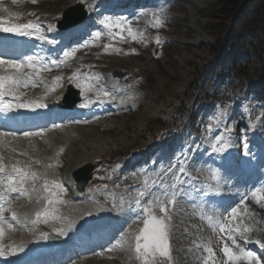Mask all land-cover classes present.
<instances>
[{
	"label": "rangeland",
	"instance_id": "rangeland-1",
	"mask_svg": "<svg viewBox=\"0 0 264 264\" xmlns=\"http://www.w3.org/2000/svg\"><path fill=\"white\" fill-rule=\"evenodd\" d=\"M176 1L150 0L149 5L135 8L133 14H141L137 19L126 14V21L123 22L132 29V34H129L123 30L110 33L99 23L98 16L111 17L114 21H118L117 18L113 12L101 15V7L96 11L92 10L90 7L94 3L88 0H36L35 3L32 0H0V15L16 22L14 24H39L43 35L54 31L53 28L49 29L48 25L55 26L67 8L78 2L84 4L88 12L92 16L95 15L94 29L84 39L77 36L76 42L80 39V44H83L91 40V34L97 30L102 32L101 38L87 48H80L75 57L69 58L57 69L51 66L50 70L42 71L41 77L37 78V87L25 90L24 95L30 102L49 106L64 100L68 85L72 83L80 90L85 100L100 103L101 100H109L111 104L114 103L116 109L109 118L88 120L86 125L77 124L75 128L65 126L64 133H55L52 137L46 134L28 138L27 146L20 149L22 154L15 153L17 148L4 147L0 142V159L13 162V165L19 166L25 173L22 178L23 194L18 192L17 202L10 201L8 205L12 213H16V218L9 217V220H14L18 225H13L9 220L5 221L8 225L5 226L3 239L0 240L1 246L11 249L14 246L26 248L40 243L44 238L57 241L56 237L61 236L62 239L70 231L82 227L85 223L84 211L91 215L92 223L94 212L90 205L95 203L99 205L101 213L112 215V222L123 225L128 216H116L115 212L119 211V214L122 210L118 199L131 200L133 196L125 194L131 193L126 191L130 188L131 179L136 182L145 178L148 183L147 190L140 195L134 210L137 212L145 205L151 214L168 217L171 259L158 256L151 263L133 252L135 237L143 231L149 213L147 211L134 224L128 223L125 226L118 252L100 250L88 254L89 256L85 255L87 257L83 256L74 264H204L209 255H213L209 264H231L223 251L225 243L234 252L243 248L254 253L255 264H264V247L255 243L256 240L264 243V199L259 202L252 200L251 203L247 199L243 203L244 206L239 208L240 215L236 219L231 218L237 229H251L247 235L238 231L234 245L227 234L219 230V225L206 222L207 219L202 213L206 205L188 204L175 198L173 205L168 203L173 198L165 195L155 196L158 183L181 188L178 175H175L177 181L167 180L171 171L176 169L178 161H181L178 158L180 154L190 149L194 152H188L185 163L194 164L191 170L205 179L213 180L216 177L217 173L215 175L211 169L197 164L194 157L199 152L198 144L204 146L206 135L212 131V128L207 129V121L204 123L205 127L203 126V117L211 113V110L216 113L218 107L215 106L214 100L228 102V110L219 114V127H222L223 135L221 134L217 141L226 140L224 134L230 129L238 130L243 136V133L249 131L246 127V124L251 122L249 118H252L253 122L257 119L264 130V79L252 86V94L247 89L242 93L236 90L225 95L227 90L222 91L223 88L218 86L226 78L232 60L225 66L222 65L225 57L222 51H219L220 45L216 42V36L207 29L208 18L201 12L215 0ZM153 14L163 20L162 26H154ZM173 16H177V19L174 20ZM78 30L76 33H81ZM148 32L156 41L159 38L160 43L147 37ZM141 37L144 39L139 40ZM105 45L111 47L106 50ZM155 47H158L157 50H154ZM214 71H217L219 76L213 79ZM73 75L79 77L81 87L78 88L70 79ZM35 76L33 73L31 77ZM56 77L63 79L56 92H52L51 86ZM203 85H206V89H212L216 99L212 98L197 106L194 100ZM106 92L109 95L106 96ZM247 108L249 114L246 113ZM236 109L238 110L235 112ZM233 112V120L227 122ZM162 126L164 128H161ZM158 130L164 131L159 133ZM189 140L191 142H188ZM162 142H166L165 146L168 148L169 144L172 145V167H166L164 149L159 147V151L153 152L154 145ZM140 151L146 154L151 166L157 167L147 166L145 171H139V168L125 169L132 155ZM166 157L169 158L170 153H167ZM52 163H56V166ZM86 163H93L95 169L93 179L86 186L92 193L82 195L77 190L72 172ZM12 172L19 176L15 170ZM119 173L122 178L114 184V178L109 176L118 177ZM129 176L130 179H127ZM125 181L127 186L123 184ZM145 185L143 183L142 187ZM109 190L113 193L110 194ZM107 194L111 195L114 204L106 205L100 199ZM75 196L78 197L77 200ZM158 200L167 205L168 213L159 211L156 204ZM119 203L120 205H116ZM124 205L126 204L122 203V207ZM207 208L211 213L212 209ZM128 219L130 222L133 216ZM58 229L63 230L65 234L59 235ZM116 246L113 244L112 248ZM207 248H212L213 253H208ZM239 264L252 262L241 260Z\"/></svg>",
	"mask_w": 264,
	"mask_h": 264
},
{
	"label": "snow or ice",
	"instance_id": "snow-or-ice-1",
	"mask_svg": "<svg viewBox=\"0 0 264 264\" xmlns=\"http://www.w3.org/2000/svg\"><path fill=\"white\" fill-rule=\"evenodd\" d=\"M15 2V0H13ZM33 3L36 2V0H32ZM155 25L154 26H162L163 20L160 19L156 14H153ZM4 21L2 18H0V31L5 32H15L18 35L24 36V35H30L31 32L29 30L34 31H40V25L34 24V23H27V24H9V26L4 27ZM101 25H103L106 29L109 30L110 33H113L115 30H123L125 32H128L129 34H132V29L129 25L126 24V22L121 21H114L111 17H104L99 21ZM49 29L54 28V25H48ZM79 24H73L70 26L68 30V35L73 36L76 35V30L80 29ZM92 39L79 45L78 47H72L70 50L65 51L63 53V60H52L50 61V64L55 67H59L61 64L65 63L69 58H73L76 56L77 51H79L80 48H87L90 45L94 44L95 42L99 41V39L102 36V32L97 30L94 33L91 34ZM40 39L46 40L47 37L41 35ZM133 39H135V36H133ZM49 43H55V41H48ZM157 43H160L159 38H157ZM111 45H105V49L107 50L110 48ZM37 57L34 56H28L26 57L24 62H21L19 60H4L0 58V65H7L8 68L15 69L14 74L10 75H0V97H4L6 95L15 97L17 95V88L21 86H29L27 81L31 77L30 74H23L22 70L25 67H28L33 70V73L38 77L40 74V71L42 69L37 68L36 65ZM50 70V69H49ZM61 77H56L57 81H60ZM70 79L76 83V86L79 88L81 87L79 83V77L76 75H73L70 77ZM55 89H53L54 91ZM105 95H109L107 92ZM95 102V101H93ZM4 109L11 110L14 106L12 104H3L2 105ZM16 108H27L31 110H35L36 108H45L47 107L44 103H34V102H21L15 105ZM81 107H89V103H83L81 104ZM7 135L15 136V133H8ZM25 136H32V135H40V133H31V132H25ZM229 146L228 142L224 139H220L217 141L216 145H213V150L216 152H222L227 149ZM245 147H247L245 145ZM5 171L2 164H0V173H3ZM179 171L181 173H186V169L181 163L179 167ZM15 172L19 174V177L21 179H17L16 176H9L8 177V185H7V193H0V240L3 239L5 229L2 227L3 222L5 221L4 212L6 210L5 204L8 202V194L12 192H19L23 194L24 189L22 185V178L25 176L23 169H15ZM19 185V187H17ZM57 187H60V185H57ZM173 199L168 201L170 204H175V193L172 194ZM260 199H264V196H260L257 198V202H259ZM139 203V201H137ZM51 203V201H49ZM157 207L159 208V211L161 213H168L169 208L163 201H156ZM142 211H148L149 212V219L145 221V227L141 233V235H138L135 237V252L139 255H143L145 257V260L149 256H151L155 252H159V254L163 257H167L171 259V246H170V238L167 231V219L168 217L165 215L163 219L159 218L156 215L151 214V211L142 209ZM13 219L16 218V213L13 212L12 214ZM229 215L232 219H236L240 215V209L238 207H232L230 209ZM40 214H37V218L39 219ZM46 222V221H45ZM11 226V225H9ZM70 226V225H69ZM219 230L221 232H224L227 234L228 239L232 241V243L236 244V237L235 233L238 231L241 232L243 235H247V232H250L251 229L242 230L237 229L235 227H228L227 224H221L219 225ZM59 235H64L65 232L63 230H57ZM143 241V243H141ZM255 243H259L261 247H264V243H261L259 240H256ZM237 247H239L237 245ZM13 252L16 251L15 248L12 249ZM206 251L208 253H213L212 248H207ZM223 251L225 256L228 258V260L231 262V264H239L241 260H247L252 262V264H255L256 257L255 254L252 252H248L243 248H239L238 252H234L231 248H229L228 244L225 243L223 246ZM4 249L2 246H0V255H3ZM213 260V255H209L208 260L204 261V264H209V261Z\"/></svg>",
	"mask_w": 264,
	"mask_h": 264
},
{
	"label": "trees",
	"instance_id": "trees-1",
	"mask_svg": "<svg viewBox=\"0 0 264 264\" xmlns=\"http://www.w3.org/2000/svg\"><path fill=\"white\" fill-rule=\"evenodd\" d=\"M201 12L225 59L229 48L236 49L234 83L242 86L264 77V0H215Z\"/></svg>",
	"mask_w": 264,
	"mask_h": 264
},
{
	"label": "bare ground",
	"instance_id": "bare-ground-1",
	"mask_svg": "<svg viewBox=\"0 0 264 264\" xmlns=\"http://www.w3.org/2000/svg\"><path fill=\"white\" fill-rule=\"evenodd\" d=\"M92 1V3L95 1V0H91ZM103 1V0H102ZM119 2H121V3H125V0H119ZM96 6H91V8L92 9H94ZM90 17V16H89ZM64 32V34L66 35V34H68V30H65V31H63ZM57 38H60V36H56ZM60 45H62V43L61 44H58L57 45V48H58V46H60ZM65 45V44H64ZM72 63V62H71ZM61 65H63V64H61ZM68 66H71V65H68ZM62 78V77H61ZM63 79V78H62ZM61 79V80H62ZM60 80V81H61ZM30 81H33V82H35V81H37V79H35V78H32V79H30ZM60 81H57V80H55L54 81V84H53V86H52V92H56V90L61 86V83H60ZM53 89H55L54 91H53ZM110 110H111V108H109ZM71 128H75L74 126H72ZM55 129H53V130H51V129H49V130H46L43 134H47V136L49 135V137L51 136L52 137V135H56L55 133H59V132H62V133H64V131L66 130V128L65 127H63L62 129H56L55 131H54ZM65 136V135H64ZM28 138H26L25 136H17V135H15V136H12V135H9V136H4V135H1L0 136V141L2 142V144H3V146L4 147H9V146H11V148H17L18 150H15V153H19V154H22V150H20V149H22L23 147H25V146H27V143H26V140H27ZM52 139V138H51ZM56 140V139H55ZM260 156L262 157L263 155H261L260 154ZM52 165L53 166H56V163H52ZM244 172L245 173H250V172H253L254 173V170H253V165H249V166H245L244 167ZM188 181L189 182H191L189 179H188ZM259 184L258 183H254L253 185H252V190L253 189H256L257 188V186H258ZM203 192L202 193H208V191L207 190H205V189H203L202 190ZM80 193V192H79ZM201 193V194H202ZM82 195H86V194H90V192L89 191H85L84 193H81ZM15 195V194H14ZM197 197V195L196 194H194V196L193 197ZM202 196H203V194H202ZM75 199L77 200L78 199V197L77 196H75ZM100 199L104 202V203H106V205L108 204V205H112V204H114V201L113 200H111V198L110 197H107V196H105V197H100ZM119 200V202L120 203H124V204H127L126 202H124V200H121L120 198L118 199ZM118 200H116V201H118ZM91 202V201H90ZM95 203V202H94ZM117 203V202H116ZM119 203V204H120ZM118 205V204H117ZM124 206H126V205H124ZM90 208L92 209V211L94 212L93 213V215L95 216V217H97V216H101L103 219L105 218V215L107 216V214L106 213H101L99 210H100V207H99V205H97V203H95V204H91L90 205ZM126 209V207H120V209ZM86 210H88V209H86ZM88 211H84V213H83V217L85 218V219H88L89 217H90V214L89 213H87ZM103 214H105V215H103ZM106 221H108V219H105ZM12 224L13 225H16L14 222H12ZM83 226V225H82ZM123 228L124 227H122L121 229H118V230H116V231H114L113 233H112V235H111V238L114 240L117 236H119L120 235V233L122 232V230H123ZM21 229H23V230H25L24 229V227H21ZM75 235V234H74ZM68 236V235H67ZM109 241H111L112 242V240H110L109 239ZM111 242H108L106 245H108V244H110ZM46 246H49V245H52V246H60L59 248H61V250H66V248H67V246L69 245V244H58V243H55V242H53V240H52V242H49V243H46L45 244ZM104 245V244H103ZM13 248H15L16 250H19V252H24L26 249H27V247L25 248V247H16V246H14ZM97 248V247H96ZM109 251V250H108ZM114 251H116V252H118L117 250H114ZM68 252H71V249L70 248H68ZM90 255H91V252H93V249H91V250H88L87 251ZM64 253V252H63ZM94 254V253H93ZM87 256H89V255H87ZM87 256H84V257H87ZM68 257H70L69 258V262L67 263V264H74L75 262H77L78 261V259H80V258H82V257H79V256H77L75 253L73 254V255H69Z\"/></svg>",
	"mask_w": 264,
	"mask_h": 264
},
{
	"label": "water",
	"instance_id": "water-1",
	"mask_svg": "<svg viewBox=\"0 0 264 264\" xmlns=\"http://www.w3.org/2000/svg\"><path fill=\"white\" fill-rule=\"evenodd\" d=\"M86 13L83 11L81 5L70 8L65 12L64 20L59 23L62 28L70 27L73 24H78L85 19ZM78 99L75 100L77 102ZM94 166L87 164L75 172V178L79 182V189L83 190L85 185L92 178V171Z\"/></svg>",
	"mask_w": 264,
	"mask_h": 264
}]
</instances>
